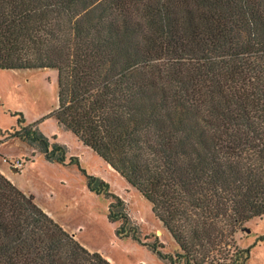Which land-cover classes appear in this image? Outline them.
<instances>
[{
  "label": "trees",
  "instance_id": "obj_1",
  "mask_svg": "<svg viewBox=\"0 0 264 264\" xmlns=\"http://www.w3.org/2000/svg\"><path fill=\"white\" fill-rule=\"evenodd\" d=\"M43 69L57 74L49 117L148 202L176 249L141 237L70 158L109 200L116 238L165 264H246L237 236L264 219V0H0V70ZM15 116L0 143L64 165L66 147ZM0 264L110 263L0 173Z\"/></svg>",
  "mask_w": 264,
  "mask_h": 264
},
{
  "label": "rangeland",
  "instance_id": "obj_2",
  "mask_svg": "<svg viewBox=\"0 0 264 264\" xmlns=\"http://www.w3.org/2000/svg\"><path fill=\"white\" fill-rule=\"evenodd\" d=\"M56 84L55 70H0V132L16 128L18 118L15 114L19 113L25 125L36 124L38 132L48 140L53 134L63 135L64 140L71 136V140L77 144L69 131L49 117L57 106ZM29 151L30 146L18 140L1 142L0 171L9 175L19 190L33 195L38 207L50 212L69 230H76L75 236L84 247L109 259L112 264H165L133 240L115 237V225L106 218L109 200L87 191L84 176L75 164H50L38 153L32 157ZM87 151L89 154L83 157L79 155V167L89 175L104 177L110 192L125 199L126 211L140 236L155 234L163 245L168 246L167 250H175L174 241L154 219L148 202L135 190L128 188L107 164L90 150ZM24 155H27L24 168L13 172L10 163L16 158H24ZM245 227L237 236V244L249 250L246 264H264V219L250 221ZM155 229L160 230L158 234ZM150 242H153V238Z\"/></svg>",
  "mask_w": 264,
  "mask_h": 264
},
{
  "label": "crops",
  "instance_id": "obj_3",
  "mask_svg": "<svg viewBox=\"0 0 264 264\" xmlns=\"http://www.w3.org/2000/svg\"><path fill=\"white\" fill-rule=\"evenodd\" d=\"M54 136H52V138L53 137H55V143H57V144H60V145H63V146H65L66 147V149H67V156H66V161H65V163H64V165L63 166H69L70 164H68L69 163V159L70 158H76L77 159V161H78V158L80 157V156H85V155H87V154H89L88 153V151L87 150H90L89 148H87V147H85V146H83L82 144H80L78 141H77V144H75L72 140H71V136H68V140H64V138H63V135H58V136H55V134H53ZM77 140V139H76ZM50 141V143H52V141L51 140H49ZM23 143V142H22ZM26 144V143H25ZM28 145V144H27ZM29 146V145H28ZM76 146H79V147H76ZM31 148V147H30ZM72 151V152H71ZM75 151H77V152H75ZM91 151V150H90ZM92 152V151H91ZM93 153V152H92ZM29 154H31L32 155V157L35 155V154H37V152L33 149V148H31V151H29ZM39 154V153H38ZM94 154V153H93ZM41 155V154H40ZM80 155V156H79ZM42 156V155H41ZM26 157H27V155H24V158L23 157H21V158H16L17 160H20V161H22L23 162V167H22V169L24 168V166H25V159H26ZM99 159V158H98ZM100 161H102L101 159H99ZM81 162V161H80ZM102 162H104V161H102ZM105 163V162H104ZM50 164H56V163H50ZM106 164V163H105ZM59 165V164H58ZM109 167V166H108ZM110 168V167H109ZM111 169V168H110ZM112 170V169H111ZM12 171L13 172H17V170H15L14 168H12ZM104 171H105V173H106V168H104ZM113 171V170H112ZM0 173L7 179V180H9L12 184H13V182H12V178L9 176V175H7V174H5V173H3L2 171H0ZM118 175V174H117ZM119 176V175H118ZM95 177H97V178H99V179H101L102 181H104V182H106V179L104 178V177H102V176H100V175H96ZM120 177V176H119ZM121 178V177H120ZM114 179V178H113ZM122 179V178H121ZM115 180V179H114ZM123 180V179H122ZM124 181V180H123ZM125 182V181H124ZM63 184V183H62ZM126 184V183H125ZM14 185V184H13ZM126 186L128 187V188H130L127 184H126ZM124 189V188H123ZM125 190V189H124ZM23 192V191H22ZM127 192V191H126ZM24 193V192H23ZM32 197H33V199H34V196L33 195H31ZM123 201L125 200V199H122ZM53 221H57L55 218H54V216L50 213V212H48L47 210H45V209H42ZM57 224H59L62 228H63V230L64 231H66L68 234H70V235H74V239L76 240V241H78L79 243H80V241L77 239V237L75 236V233H76V230L75 231H73V230H69L66 226H64V225H62V224H60L58 221L56 222ZM155 231L157 232V234L159 233V229H155ZM83 247H84V245L82 244V243H80ZM86 248V247H85ZM87 249V248H86ZM88 250V249H87ZM106 259V258H105ZM110 264H112V262L109 260V259H106Z\"/></svg>",
  "mask_w": 264,
  "mask_h": 264
},
{
  "label": "built area",
  "instance_id": "obj_4",
  "mask_svg": "<svg viewBox=\"0 0 264 264\" xmlns=\"http://www.w3.org/2000/svg\"><path fill=\"white\" fill-rule=\"evenodd\" d=\"M5 163L7 162L5 161ZM10 164L15 170H21L23 167V162L20 160L12 161Z\"/></svg>",
  "mask_w": 264,
  "mask_h": 264
},
{
  "label": "water",
  "instance_id": "obj_5",
  "mask_svg": "<svg viewBox=\"0 0 264 264\" xmlns=\"http://www.w3.org/2000/svg\"><path fill=\"white\" fill-rule=\"evenodd\" d=\"M246 232H249L248 230H246Z\"/></svg>",
  "mask_w": 264,
  "mask_h": 264
}]
</instances>
